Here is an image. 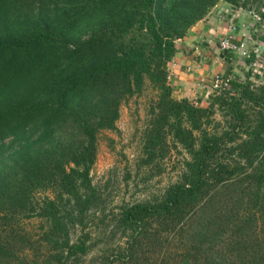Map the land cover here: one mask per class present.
I'll return each mask as SVG.
<instances>
[{
  "label": "trees",
  "instance_id": "16d2710c",
  "mask_svg": "<svg viewBox=\"0 0 264 264\" xmlns=\"http://www.w3.org/2000/svg\"><path fill=\"white\" fill-rule=\"evenodd\" d=\"M219 2L240 7L0 0V264H264V74L205 107L168 82L176 42ZM144 91L137 168L160 176L176 153L178 175L111 207L90 175L99 135Z\"/></svg>",
  "mask_w": 264,
  "mask_h": 264
},
{
  "label": "rangeland",
  "instance_id": "374dc122",
  "mask_svg": "<svg viewBox=\"0 0 264 264\" xmlns=\"http://www.w3.org/2000/svg\"><path fill=\"white\" fill-rule=\"evenodd\" d=\"M239 3L240 7L233 9L243 10L250 17L253 26L250 28L249 37L256 42H261L264 37V33L261 32L264 26L262 17L264 0H240ZM253 50L251 64L248 63L250 66H245L242 71L240 70L242 80L245 79V74L256 71V68L263 62L264 43L255 44ZM240 61L243 62L242 59ZM240 65L243 66L244 63ZM224 78L221 76V79ZM262 79L251 77L252 87L261 85ZM220 90L223 89L220 88L217 91ZM150 99L151 93L144 91L141 95L134 96L122 103L116 130L102 131L99 135L96 161L90 175L93 185L97 187L108 206L114 207L122 202L132 203L152 197L177 178L182 155L176 153L172 154L170 160L165 161L163 164L164 172L160 176L146 180V170H138L137 168L141 157L140 134L147 120L146 114ZM207 105L208 102L203 107ZM217 119L219 120L220 116ZM34 227L37 228L34 223L27 226L32 231L35 230Z\"/></svg>",
  "mask_w": 264,
  "mask_h": 264
},
{
  "label": "crops",
  "instance_id": "0c3cea01",
  "mask_svg": "<svg viewBox=\"0 0 264 264\" xmlns=\"http://www.w3.org/2000/svg\"><path fill=\"white\" fill-rule=\"evenodd\" d=\"M233 25L236 30L232 34L230 27ZM252 26L250 17L243 10H235L224 2L214 6L205 19L196 23L182 40L176 42L177 53L168 64V82L175 98L195 99L203 106L212 94L213 83L221 76L230 81L234 77L242 81L240 70L250 65L249 60L238 53H231L228 60L226 53L219 51L218 43L228 36L238 41L243 33L251 38L249 32ZM240 58L243 66L240 65Z\"/></svg>",
  "mask_w": 264,
  "mask_h": 264
},
{
  "label": "built area",
  "instance_id": "2783aa9c",
  "mask_svg": "<svg viewBox=\"0 0 264 264\" xmlns=\"http://www.w3.org/2000/svg\"><path fill=\"white\" fill-rule=\"evenodd\" d=\"M257 18V17H255ZM231 33H235L236 27L233 25L230 27ZM261 32L264 33V26L261 29ZM240 40L235 41L233 40L232 36L225 37L221 39L218 43V49L220 52L223 53H238L244 59H252V54L254 53V45L258 42L256 40H252V38H247L248 35L243 33L240 36ZM258 41V40H257ZM261 42H263L261 40ZM264 62V59H263ZM263 62L259 67L256 68V71L260 73V76H263ZM251 64V63H250ZM250 66V65H249ZM259 68V69H258ZM222 89H229L230 88V79H217L212 85V92Z\"/></svg>",
  "mask_w": 264,
  "mask_h": 264
}]
</instances>
